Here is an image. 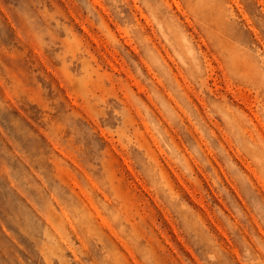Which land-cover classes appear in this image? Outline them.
Wrapping results in <instances>:
<instances>
[{"label":"rangeland","instance_id":"374dc122","mask_svg":"<svg viewBox=\"0 0 264 264\" xmlns=\"http://www.w3.org/2000/svg\"><path fill=\"white\" fill-rule=\"evenodd\" d=\"M0 264H264V0H0Z\"/></svg>","mask_w":264,"mask_h":264}]
</instances>
